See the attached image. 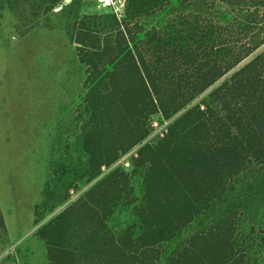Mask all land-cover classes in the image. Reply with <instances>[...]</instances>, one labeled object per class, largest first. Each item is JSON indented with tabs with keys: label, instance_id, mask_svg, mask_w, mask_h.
Listing matches in <instances>:
<instances>
[{
	"label": "trees",
	"instance_id": "16d2710c",
	"mask_svg": "<svg viewBox=\"0 0 264 264\" xmlns=\"http://www.w3.org/2000/svg\"><path fill=\"white\" fill-rule=\"evenodd\" d=\"M82 1L62 9L86 68L79 156L47 181L36 223L141 147L131 172L115 169L38 230L48 264H264V0H125L121 18L80 15ZM155 117L168 133L143 144ZM256 188L262 214L248 223Z\"/></svg>",
	"mask_w": 264,
	"mask_h": 264
},
{
	"label": "rangeland",
	"instance_id": "374dc122",
	"mask_svg": "<svg viewBox=\"0 0 264 264\" xmlns=\"http://www.w3.org/2000/svg\"><path fill=\"white\" fill-rule=\"evenodd\" d=\"M71 2L50 9L52 0H0V206L8 228V234L1 232L0 221L1 264H48L46 246L37 231L115 169L131 172L132 159L141 147L102 168L97 178L83 184L52 212L42 213L36 223V206L42 204L44 211L47 181H56L66 155L79 156L75 146L84 123L86 68L77 59L65 28L68 14L62 9ZM81 5L80 15L113 11L121 18L125 0H83ZM260 23L264 26L262 18ZM212 89L194 104L205 100ZM153 121L160 118L155 117L151 124ZM135 185L139 187L138 179ZM261 192L260 188L254 191L251 208L244 215L248 223L262 214ZM221 209L197 220L183 237L208 225L226 207Z\"/></svg>",
	"mask_w": 264,
	"mask_h": 264
},
{
	"label": "built area",
	"instance_id": "2783aa9c",
	"mask_svg": "<svg viewBox=\"0 0 264 264\" xmlns=\"http://www.w3.org/2000/svg\"><path fill=\"white\" fill-rule=\"evenodd\" d=\"M170 124H171V120L153 121L151 124L152 131L150 132L147 139L143 142V144L152 143L163 139L168 133ZM129 165L130 164H128V166Z\"/></svg>",
	"mask_w": 264,
	"mask_h": 264
},
{
	"label": "crops",
	"instance_id": "0c3cea01",
	"mask_svg": "<svg viewBox=\"0 0 264 264\" xmlns=\"http://www.w3.org/2000/svg\"><path fill=\"white\" fill-rule=\"evenodd\" d=\"M0 219L3 220V222H4V226H5L4 229L2 228L1 232L4 231V233L8 234V228H7V224H6L5 217H4V213H3V210H2V208H1V206H0ZM37 232H38V231H37Z\"/></svg>",
	"mask_w": 264,
	"mask_h": 264
}]
</instances>
